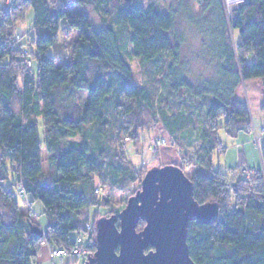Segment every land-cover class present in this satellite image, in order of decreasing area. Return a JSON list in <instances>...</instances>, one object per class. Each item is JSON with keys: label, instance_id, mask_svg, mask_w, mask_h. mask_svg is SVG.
I'll use <instances>...</instances> for the list:
<instances>
[{"label": "trees", "instance_id": "16d2710c", "mask_svg": "<svg viewBox=\"0 0 264 264\" xmlns=\"http://www.w3.org/2000/svg\"><path fill=\"white\" fill-rule=\"evenodd\" d=\"M87 1L92 5L93 0H79V9L71 13L58 9L55 0H13L10 8L0 7V154L4 158L0 163V264H33L42 245L71 252L80 236L91 240L86 234L91 230L79 227L72 214L94 205L90 197L93 178L105 176L120 191L138 181L139 173L125 163L116 147L110 148L113 142L104 145L115 138L114 127L118 133L134 128L131 135L136 141L141 128L133 123L141 121L137 111L154 108L149 92L133 83L126 53L153 67L163 56H171L165 70L172 92L190 90L178 79L180 59L169 36L174 27L171 15L153 5L143 9L124 0L126 4L116 10L111 22L102 19L103 24L95 27ZM193 1L204 10L221 3ZM27 21L32 27L28 37L34 41L32 61L37 69L20 80L14 64L17 43L26 35H16L15 28ZM232 25L239 36L236 51L242 56L239 74L231 64L230 72L244 82H262L264 89V0H248L236 12ZM64 30L74 31L77 37L68 56L58 63L50 52L61 42L58 36ZM82 92L86 100L79 107L72 99ZM117 95L120 101L113 100ZM218 101L206 111L208 125L223 112L231 137L247 131L248 107L234 98ZM261 106L264 111V101ZM127 117L132 124H125ZM182 117L160 115L159 123L170 138L182 131ZM40 122L48 163L59 176L55 180L43 179ZM214 129L198 131L194 166L204 173L187 178L197 204H216L219 212L209 221L190 220L186 238L190 259L195 264H264V193L253 190L254 194L248 193L243 201H235L234 208L229 207L224 174L212 165L217 148ZM74 139L79 143H68ZM261 157L264 171V150ZM245 182L239 177L234 190ZM13 190L25 201L29 197L43 205L47 226L42 237L30 233L34 225L22 213ZM94 246L88 249L94 252Z\"/></svg>", "mask_w": 264, "mask_h": 264}, {"label": "rangeland", "instance_id": "374dc122", "mask_svg": "<svg viewBox=\"0 0 264 264\" xmlns=\"http://www.w3.org/2000/svg\"><path fill=\"white\" fill-rule=\"evenodd\" d=\"M55 1L60 10L71 13L77 12L79 9L76 3L79 0ZM86 3L90 20L95 27H100L103 24L102 19L111 22L116 10L126 4L124 0H93L92 5L88 1ZM13 4V0H1L0 7L3 8L6 5L7 8H10ZM129 4L143 9L153 5L162 13L173 17L174 27L169 36L180 59L177 68L178 79L184 81L190 90L172 92L165 70L172 61L171 56H163L158 65L153 67L131 58L126 53V59L132 70L133 83L136 87L149 92L154 108L152 111L145 108L137 111L141 121L133 123L141 128L137 131L139 138L136 141L132 139L131 135L134 128L128 133L123 130L118 133L114 127L115 138L113 141L104 143V145H108L113 142L110 148L116 147L124 156L125 163L140 176L137 182L129 185L123 191L111 187L105 176L102 179L93 178L94 191L90 192V197L93 199L94 205L72 214L75 221L79 223V227L90 226L91 231L86 232L87 235L92 236L93 242L88 241L90 247L95 244L97 222L120 214L128 200L140 191L141 181L148 171L154 168L174 166L182 170L189 179L203 172L194 166V158L199 148L198 131L202 128H207V130H211V127L215 128L213 134L217 139V148L213 154L212 165L215 171L224 174L229 207L234 208L235 201H243L248 193L254 194L256 190L264 193V171L261 157L264 150V111L261 106V102L264 101V89L262 82H244L239 77L234 78L233 74H239L238 64L241 62L242 55L236 51L239 36L232 25L236 12L229 13L228 0H221L220 7L214 6L208 10H204L203 6L193 0H130ZM31 29V24H28V21L15 28L16 35H26L19 40L20 43H17L19 46L18 56L16 61L14 60L20 80L24 74L31 73L32 69H37V65H33L32 61V53L35 54L34 41L28 37ZM58 37L61 42L52 51L50 50V56L59 63L68 56L77 36L74 31L64 30ZM228 57L232 58L227 62ZM26 61L31 62L32 66L29 68L25 66ZM229 64L235 66V73L230 72ZM18 85L21 87L20 82ZM120 98L117 95L113 100L120 101ZM218 98L221 100L234 98L248 107L250 125L247 131L231 137L225 128L226 115L223 112H220L213 125H208L206 111L213 104L219 102ZM72 100L82 107L86 100V94L77 93ZM14 108L16 111L18 110V100L14 101ZM107 112L109 115L115 116L112 110H107ZM161 114L183 116L180 118L182 131L177 134L176 138H170L163 130L159 123ZM129 121L132 122L131 117L125 118L126 125H130ZM39 125L40 141L43 148V179L51 180L53 178L55 180L59 176L48 163V157L44 150L43 123L40 122ZM126 138H129V142H126ZM77 142L79 143L78 139H74L68 143ZM250 149H254L256 152L253 158L249 157ZM247 157L249 162H247ZM3 160V155L0 154V163ZM243 174L247 182L242 185V188L239 186L238 191H235L234 185H237L239 177ZM76 188L81 190L82 187L79 188L77 185ZM13 195L30 224L44 230L47 222L43 205L38 201L32 202L29 197L25 201L24 197L19 195L16 190H13ZM143 228L144 224H141L137 232ZM79 245L75 246L79 247ZM81 248V255L86 256L77 259L65 257L60 260L51 253V249L47 245H42L33 264H86L89 258L94 257L96 247L94 246V252L83 245Z\"/></svg>", "mask_w": 264, "mask_h": 264}, {"label": "water", "instance_id": "95a60500", "mask_svg": "<svg viewBox=\"0 0 264 264\" xmlns=\"http://www.w3.org/2000/svg\"><path fill=\"white\" fill-rule=\"evenodd\" d=\"M218 212L216 204H197L182 170L154 168L120 214L97 222L96 252L86 264H195L186 242L188 224L192 219H215ZM140 223L144 228L137 232ZM30 233L43 236L34 226Z\"/></svg>", "mask_w": 264, "mask_h": 264}, {"label": "built area", "instance_id": "2783aa9c", "mask_svg": "<svg viewBox=\"0 0 264 264\" xmlns=\"http://www.w3.org/2000/svg\"><path fill=\"white\" fill-rule=\"evenodd\" d=\"M162 142V141H160ZM88 228V231H90V226L87 227ZM76 244H80L79 247H74V249L69 252L68 250H64V249H53L51 250V253H53L54 256H56L57 259H63L65 257H68V256H71V257H74V258H78V257H84L86 255H81L82 252L80 251L81 246L83 245L84 247H88L89 248V242H88V239L86 237H83V236H80L79 238H77V241H76ZM52 259H54L52 256H51Z\"/></svg>", "mask_w": 264, "mask_h": 264}, {"label": "bare ground", "instance_id": "6f19581e", "mask_svg": "<svg viewBox=\"0 0 264 264\" xmlns=\"http://www.w3.org/2000/svg\"><path fill=\"white\" fill-rule=\"evenodd\" d=\"M246 2V0H234L229 2L228 4V11L230 14H233L234 12H237L240 7ZM244 6V5H243ZM241 179L245 180V175H241ZM143 223H140V225ZM43 232V231H42ZM44 233V232H43Z\"/></svg>", "mask_w": 264, "mask_h": 264}, {"label": "crops", "instance_id": "0c3cea01", "mask_svg": "<svg viewBox=\"0 0 264 264\" xmlns=\"http://www.w3.org/2000/svg\"><path fill=\"white\" fill-rule=\"evenodd\" d=\"M3 8H7L6 5H5V7H3ZM263 146H264V145H263ZM255 153H256V152H255L254 149H250V150H249V155H250L249 157H252V158H253V157L255 156ZM257 157H258V160H259V156H258V155H257ZM247 162H249L248 157H247ZM259 162H260V161H259ZM258 167H259V166H258ZM258 167H257V169H258Z\"/></svg>", "mask_w": 264, "mask_h": 264}]
</instances>
